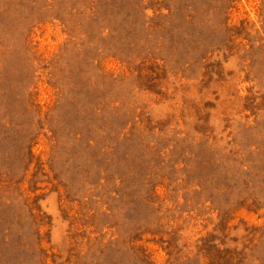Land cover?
<instances>
[{"label": "rangeland", "instance_id": "obj_1", "mask_svg": "<svg viewBox=\"0 0 264 264\" xmlns=\"http://www.w3.org/2000/svg\"><path fill=\"white\" fill-rule=\"evenodd\" d=\"M0 264H264V0H0Z\"/></svg>", "mask_w": 264, "mask_h": 264}]
</instances>
